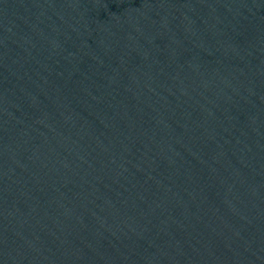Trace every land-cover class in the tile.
Returning a JSON list of instances; mask_svg holds the SVG:
<instances>
[{
    "label": "water",
    "instance_id": "water-1",
    "mask_svg": "<svg viewBox=\"0 0 264 264\" xmlns=\"http://www.w3.org/2000/svg\"><path fill=\"white\" fill-rule=\"evenodd\" d=\"M0 264H264V0H0Z\"/></svg>",
    "mask_w": 264,
    "mask_h": 264
}]
</instances>
